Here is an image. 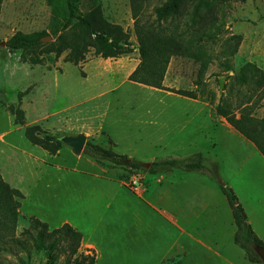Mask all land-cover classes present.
<instances>
[{
    "label": "rangeland",
    "instance_id": "1",
    "mask_svg": "<svg viewBox=\"0 0 264 264\" xmlns=\"http://www.w3.org/2000/svg\"><path fill=\"white\" fill-rule=\"evenodd\" d=\"M96 1L102 17L119 24L128 32L133 50L114 60L104 59L89 52L83 64L73 65L65 62L63 55L54 58L52 53L43 52L40 54L44 58L43 63L32 64L27 59V54H22L20 51L9 52L5 47V41L13 34L18 32L29 34L47 30L50 10L44 0H2L0 5V134H3L4 140L15 137V134H5L10 128V113L6 110L8 105L18 106L23 110L24 125L37 120L35 124L39 125L43 131L59 139L65 135H77L82 132L88 133L87 141L93 143L96 139V136H91L89 133L97 134L95 131L101 122V113L106 111L110 104L105 102L106 96L77 98L80 91L88 89L86 82L91 78V75L87 77L90 73L88 66L99 62L102 63V69H108L114 62L126 61L129 65L137 67L140 61L129 0ZM165 1L146 0L140 21L156 25L152 9ZM194 3L195 0H184L178 15L162 22L163 27H170L171 30L175 29L178 32L186 31V33H194L197 30L213 32L214 40L200 43L197 47V56H193L195 51H181L172 55L162 81L165 88L194 91L196 93V101L193 102L195 109H215L222 96L227 97L231 105L235 106L250 95L249 104L253 109L252 115L257 120L262 119L264 83L260 88L252 91L253 89L237 85L230 76L246 62L255 64L264 73V0H224L216 6L202 9L197 24L190 26L188 25L191 22L190 11ZM86 9L84 2L81 5V11ZM227 67L231 70L226 71ZM197 80L201 84L196 85ZM63 83L66 84L65 88ZM19 93L21 97L18 101ZM140 93V88L137 86L122 85L112 94L113 105L109 109H138L141 103ZM145 98L143 94V109H156V99L148 97L144 101ZM114 99H117L116 103ZM183 107L180 106L182 109ZM233 111L237 115L239 110L234 108ZM106 119L107 123H110V117ZM259 129L264 133V122L255 128V133L262 132ZM21 139V143L17 144L25 149L28 157L26 161L21 157L18 177L13 181L7 179V183L21 189L24 199L20 200L19 217L13 236H0V264H74V257L67 258L66 254L58 251L55 252L56 258L52 262H47L44 251L34 246V233L31 232L32 236L22 233L30 225L28 214L42 217L38 211L44 213L45 193L52 191L58 193L62 184L60 180L63 177L70 178L77 175L84 181H89L92 179L89 174L100 172L98 163L105 168L115 167L128 172H133V169L125 165H114L106 160L96 162L97 160L83 153L76 156L71 148L64 144L55 156L33 153L34 147L24 138ZM101 139L103 140V136L99 135L97 141ZM258 141L264 147V138H258ZM2 148L5 156L0 154L1 164L6 163L5 157L8 153L6 147H2L0 143V150ZM192 150L204 153L205 167L211 171L214 169L219 177L217 183L220 186L224 182L229 185V179L233 187L235 179H239L241 189L250 190L249 187L255 184L264 186V164L249 158L248 146L241 144L235 137L223 131L216 133L215 130H210L206 141L197 144ZM73 170L77 173H72ZM139 172L143 173V169ZM14 180L17 182L16 185H11ZM235 249L241 253V250L236 247Z\"/></svg>",
    "mask_w": 264,
    "mask_h": 264
},
{
    "label": "crops",
    "instance_id": "2",
    "mask_svg": "<svg viewBox=\"0 0 264 264\" xmlns=\"http://www.w3.org/2000/svg\"><path fill=\"white\" fill-rule=\"evenodd\" d=\"M101 65L98 62L88 66L87 77L91 75L86 82L88 89L77 94V98L106 96L105 102L110 104L101 113V122L95 131L98 135L89 134L96 136L93 144L127 157L130 163H138L143 173L140 169L128 172L105 168L98 163L100 172L89 174L92 177L89 181L77 175L63 177L58 193H45L44 213L38 211L42 217L32 213L28 216L51 229L68 224L79 231L78 252L93 254L94 264H264L248 261L234 244L231 208L216 180L202 171L171 169L151 174L145 170L153 161L187 159L196 154L192 149L206 141L210 130L235 137L248 146L249 158L264 164V156L253 142L217 115L215 109H195V98L179 95L173 88H165L163 82L160 89L128 80L136 67L126 61L114 62L108 69H102ZM124 84L140 88V106L109 109L113 105L112 94ZM62 85L66 87L65 83ZM143 94L144 101L148 97L156 99V109H143ZM9 119L10 128L5 134H15V137L4 140L0 134V143L8 151L6 163H0V175L6 182L18 177L21 157L25 161L28 157L25 149L17 144L21 138L25 139L24 127L37 121L20 125L14 123L13 115ZM99 135L103 140L98 142ZM29 144L34 147L33 153L55 156L59 152L50 154ZM0 154L5 156L3 148ZM200 154L206 166V157ZM238 180L235 179L236 188L230 179L229 185L227 182L224 185L233 190L252 230L264 243V186L255 184L250 190L241 189ZM16 183L14 180L11 185ZM14 188L23 194L17 186Z\"/></svg>",
    "mask_w": 264,
    "mask_h": 264
},
{
    "label": "trees",
    "instance_id": "3",
    "mask_svg": "<svg viewBox=\"0 0 264 264\" xmlns=\"http://www.w3.org/2000/svg\"><path fill=\"white\" fill-rule=\"evenodd\" d=\"M49 7L50 18L47 30L32 32L29 34L15 33L5 41V47L9 52L20 51L28 55L32 64H42L44 58L41 53H52L54 58L64 56L63 60L73 65L83 63L89 52H93L101 58H119L132 52V43L129 34L119 24L106 20L101 15L100 7L96 0H44ZM224 0H195L190 11V26L196 25L201 17V10L216 6ZM85 2L87 9L81 11V5ZM132 18L134 20V34L139 51V63L128 80L139 84L162 89V81L170 60L174 54L193 52L197 56L198 45L202 42H213L215 33L200 32L186 33L178 32L170 27H163L162 22L171 20L180 12L184 0H166L162 4L153 7L156 25L153 23L141 22L140 17L144 11L146 0H129ZM2 0H0V5ZM50 36L51 40L42 42V39ZM231 70L230 67L226 71ZM237 85L247 89L260 88L264 83V73L255 64L246 62L230 76ZM196 85L201 84L199 80ZM172 90V89H171ZM179 95L189 98H196L194 91L174 90ZM250 95L247 99L240 101L235 106L227 97H221L220 102L215 106L217 115L223 117L227 123L238 133L249 141L253 142L257 150L264 156V147L258 138H264V133H255V128L264 122L257 120L253 115ZM21 94H17L18 101ZM238 108V114L233 111ZM13 115L16 124H24V112L18 106L8 105L6 109ZM25 139L36 146L41 147L50 154H56L62 142L55 135L47 134L37 124L24 127ZM83 154L97 160H106L114 165H125L132 169H142L136 162L126 164L127 157L116 154L110 149L86 141ZM179 169L185 172L202 171L212 179L219 181L214 169L211 171L202 164V155L196 153L187 159H165L153 161L145 170L151 174ZM223 195L226 197L231 208L235 233L233 242L244 253L245 258L253 263H262L253 247H264L250 224L247 221L245 211L238 202L233 190L227 185L220 186ZM23 194L17 188L10 186L0 175V236H13L14 229L19 217L20 200ZM30 225L22 231L23 234L34 233V246L44 251L47 255V262H52L58 252H63L67 258L74 257V264H94V255L78 252L81 233L68 224L54 229L35 217H29Z\"/></svg>",
    "mask_w": 264,
    "mask_h": 264
},
{
    "label": "water",
    "instance_id": "4",
    "mask_svg": "<svg viewBox=\"0 0 264 264\" xmlns=\"http://www.w3.org/2000/svg\"><path fill=\"white\" fill-rule=\"evenodd\" d=\"M51 40L50 36H46L42 39V42H48ZM60 141L71 148L75 155H80L83 151L84 145L86 143V136L84 134L77 135H65L60 138ZM126 164H130L129 160L125 161ZM221 186H224L222 183ZM254 251L257 253L261 261L264 263V247H253Z\"/></svg>",
    "mask_w": 264,
    "mask_h": 264
}]
</instances>
